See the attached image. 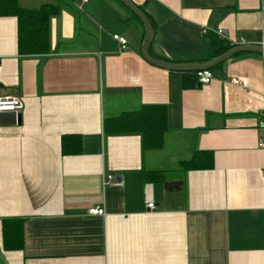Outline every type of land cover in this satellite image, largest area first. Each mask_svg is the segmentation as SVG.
Segmentation results:
<instances>
[{"label":"crops","instance_id":"crops-1","mask_svg":"<svg viewBox=\"0 0 264 264\" xmlns=\"http://www.w3.org/2000/svg\"><path fill=\"white\" fill-rule=\"evenodd\" d=\"M131 1L153 24L158 59L211 61L206 30L264 42V0ZM18 3L63 9L47 55L20 56L18 20L0 17V96L25 107L20 124L0 125V264H264V56L240 53L185 89L183 73L143 58V30L115 0ZM154 105L168 111L163 149L104 133L106 118ZM68 135L81 136V154H63ZM199 152L214 167L183 171ZM158 171L164 182L149 181ZM5 219L21 221L22 249L5 248Z\"/></svg>","mask_w":264,"mask_h":264},{"label":"trees","instance_id":"trees-1","mask_svg":"<svg viewBox=\"0 0 264 264\" xmlns=\"http://www.w3.org/2000/svg\"><path fill=\"white\" fill-rule=\"evenodd\" d=\"M77 0H68L75 2ZM116 1V0H115ZM19 0H0V17H14L18 20V49L20 56L47 55L50 52V18L63 9L61 4L43 5L38 10H29L19 5ZM117 2V1H116ZM119 3V2H118ZM121 4V3H120ZM123 5V4H121ZM124 6V5H123ZM130 12V11H129ZM145 35V30L138 19ZM210 37L211 57L215 58L226 51L236 47L227 39H221L214 33H206ZM239 56V55H237ZM219 65L213 69L220 68ZM211 69V70H213ZM184 74L182 87L185 89L195 87L198 83L196 72H182ZM168 111L166 106H144L137 112H125L117 117L106 118L104 133L111 134H139L142 136V147L145 151H155L164 148L168 129ZM63 154L79 155L82 153V138L77 135H68L62 139ZM214 167L212 153L199 152L191 159L181 163L183 171L210 170ZM152 182H164L166 175L158 171L147 174ZM4 246L7 250H20L23 248L22 223L19 220H3Z\"/></svg>","mask_w":264,"mask_h":264},{"label":"water","instance_id":"water-1","mask_svg":"<svg viewBox=\"0 0 264 264\" xmlns=\"http://www.w3.org/2000/svg\"><path fill=\"white\" fill-rule=\"evenodd\" d=\"M117 2L123 4L134 16L138 17L140 20L143 29L145 30V37L143 40V48H142V56L148 63H150L152 66H156L158 68H161L163 70H170L175 72H197L200 70H211L212 68H215L223 63L225 61L232 59L236 55H240V53H258L260 55L264 56V46L261 44H240L237 47H234L228 51H226L224 54H221L213 59L211 61L207 62H196V63H174L171 61H165L162 59H158L151 55V48L152 43L155 39V30L153 27V24L151 23V20L149 17L144 13V11L136 5L131 0H116ZM21 115H15L14 113H2L0 114V125H9V124H15L21 123ZM168 189L171 190L172 188L178 187L177 183H171L167 185Z\"/></svg>","mask_w":264,"mask_h":264},{"label":"built area","instance_id":"built-area-1","mask_svg":"<svg viewBox=\"0 0 264 264\" xmlns=\"http://www.w3.org/2000/svg\"><path fill=\"white\" fill-rule=\"evenodd\" d=\"M84 2H87V0H83ZM204 33H207V30L204 31ZM217 34L222 37L223 39H227L226 38V31L224 30H219L217 32ZM114 40L117 41L119 43V45L121 46V49H126L128 47L127 45V41L125 39V37H121L120 35H114L113 36ZM228 40V39H227ZM234 46H239L240 44H246V42L241 39L239 40V42L236 41H230ZM264 46V42L261 44ZM197 81L198 84L200 85H207L209 83H211V81L213 80L215 74L212 70H200L197 71ZM231 82L235 85H245L246 82L244 80L238 79V78H232ZM24 104L22 102V100L17 97V96H8V97H2L0 96V114L2 113H14L15 115H19L23 112L24 110ZM260 126L264 127V121L260 122ZM259 145L260 147H264V140L260 139L259 140ZM117 180V177H114L113 175H108L106 176V180L104 181V185L105 186H110L113 184V182ZM149 209L155 210L156 209V205H154L153 203H149L147 204ZM91 215L93 216H99V215H105L106 214V210L104 208H94L91 209L89 212Z\"/></svg>","mask_w":264,"mask_h":264}]
</instances>
